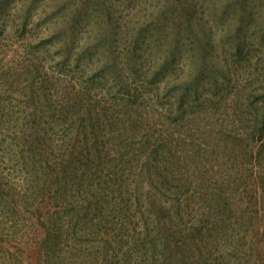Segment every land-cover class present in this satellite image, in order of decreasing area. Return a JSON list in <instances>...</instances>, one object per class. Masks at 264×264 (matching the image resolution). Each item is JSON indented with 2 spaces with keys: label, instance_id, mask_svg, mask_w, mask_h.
<instances>
[{
  "label": "trees",
  "instance_id": "16d2710c",
  "mask_svg": "<svg viewBox=\"0 0 264 264\" xmlns=\"http://www.w3.org/2000/svg\"><path fill=\"white\" fill-rule=\"evenodd\" d=\"M242 1L240 25L227 43L233 54L245 53L244 68L249 78L256 74L258 85L243 80L226 94L224 85H211L209 93L193 85L203 71L213 69L206 57L219 45L204 30L197 31L196 22L204 20L197 2L183 3L185 27L197 35L188 44L194 52L188 58L189 81L197 64L198 75L187 85H176L174 78L173 85L161 87L162 79L176 73L173 58L185 56L182 47L188 45L173 38L141 43L133 64L138 66L146 54L151 62L147 78L155 85H150V97L133 101L128 115L129 134L139 138L137 148L129 143L121 152L124 141L113 147L108 143L113 137L100 135L109 121L91 110L84 87L59 101L52 99L51 87L42 85L44 94L36 103V96L25 103L13 134L5 119L9 111L0 112V156L8 150L1 143L8 135L10 142L3 144L14 152L18 145L21 175L15 191L3 195L11 185L3 187L9 180L0 162L2 212L15 211V224L18 214L37 213L32 216L43 229L37 245L43 264H233L231 257L235 261L238 254L243 264H264V0ZM21 19L27 28V18ZM251 37L256 50L247 48ZM72 43L70 37L59 42L58 48H66L61 58L71 54ZM35 60L27 59L23 75L42 64ZM51 107L57 108L52 113L58 118L47 126L42 118ZM58 123L66 130L78 124L67 144L50 132ZM32 198L40 199L35 207L28 206ZM3 225L2 264H18V248L20 258L24 251L7 241L13 242L9 233L16 225Z\"/></svg>",
  "mask_w": 264,
  "mask_h": 264
},
{
  "label": "rangeland",
  "instance_id": "374dc122",
  "mask_svg": "<svg viewBox=\"0 0 264 264\" xmlns=\"http://www.w3.org/2000/svg\"><path fill=\"white\" fill-rule=\"evenodd\" d=\"M188 1L194 4L197 2L200 14L204 17L201 22H196L197 31L204 30L207 36L219 45L214 55L209 53L206 57L209 65L214 64L213 69L210 71V68H207L203 71L193 85H199L201 92L208 93L211 85H224L225 94L232 91L233 85H244L243 80L247 83L254 80L248 85H258L256 74L249 78L244 68L248 59L245 53L233 54L227 43L232 40L236 32L234 30L240 25L241 9L244 6L242 0H0V112L5 109L9 111L5 119L10 121L11 134L15 125L18 127L22 121L25 103L34 96L36 103L38 95L44 94L42 85L51 87L49 91L52 93V99L59 98V101L66 99L64 95H70V92L76 95L80 88L84 87L85 100L94 106L90 109L109 121L108 124L107 121L103 123L104 131L100 135L113 137L108 142L113 147L120 148L124 141L121 152L129 148V143L137 148L139 138L132 139L129 134L131 117L128 115L135 107L133 101L141 102L144 97H150V85L155 84L149 83L147 78L151 67L148 56L143 54L138 66H134L133 61L136 55L141 54V43L147 41L154 44L169 42L173 38L177 43L185 42L187 45L194 41L196 30L192 32L186 29L187 13L184 14L181 10L183 3ZM22 16L27 18V28L21 27L24 21ZM66 37L73 40V50L69 56L61 58L60 54L66 53V48L58 46ZM240 37L243 38L244 33L240 34ZM134 39L138 41L137 44H133ZM106 41H110V44L107 45ZM245 42L247 48L257 49L253 37ZM182 50H187L185 56L177 54L178 58H173L178 65L176 73L168 74L169 78L162 79L158 83L161 87L173 85L174 78L178 80L176 85H187L198 75L197 64L195 72H192V80L189 81L191 74L188 58L194 52L189 45L183 46ZM32 57L34 63L37 58L42 64L30 67L27 74L23 75L22 67L27 59ZM31 71L32 73H29ZM224 71L228 74H223ZM45 78L47 82H44ZM32 81L33 85H30ZM54 83L60 86L56 89ZM164 94L165 90L163 97L167 98L168 95ZM43 104L45 105L44 101ZM55 109L57 108L51 107V111L43 115L42 119L47 126L50 121L58 118L57 114L53 116ZM39 112L41 113V110ZM74 124L70 127L72 130H66L67 126L61 123L52 125L50 132L54 140L67 144L77 128L78 124ZM3 133L7 134L8 131ZM121 134L123 135L120 136ZM6 136L1 143L2 150H8L2 152L0 162L3 174L7 175L9 180L4 181L3 187L7 184L11 187L5 188L3 195L10 194L11 189L13 193V187L18 185V180L21 181V175L18 173V145L13 148L16 152L9 151L8 145L3 144L11 140ZM99 147L104 148L102 144ZM110 158L107 159V165L103 163V168H110ZM32 199L29 207H35L40 200ZM14 212H2L0 204V231L4 227L3 222H6V227L16 225L15 232L9 233V239L14 238L13 242L8 239L7 241L14 247L18 245L24 251L20 258L18 248V264H43L37 255V245L43 235V229L35 223L32 216L37 213L18 214L15 224L17 217L12 216ZM2 255L0 251V264L3 261ZM241 256L238 254L235 261L231 257L233 264H243L244 258Z\"/></svg>",
  "mask_w": 264,
  "mask_h": 264
}]
</instances>
